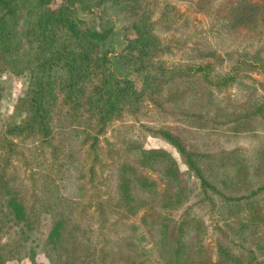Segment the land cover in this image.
Instances as JSON below:
<instances>
[{"label":"trees","instance_id":"16d2710c","mask_svg":"<svg viewBox=\"0 0 264 264\" xmlns=\"http://www.w3.org/2000/svg\"><path fill=\"white\" fill-rule=\"evenodd\" d=\"M81 1L0 0V74L29 76L0 111V264H264V0H120L118 55L180 70L153 82Z\"/></svg>","mask_w":264,"mask_h":264},{"label":"rangeland","instance_id":"374dc122","mask_svg":"<svg viewBox=\"0 0 264 264\" xmlns=\"http://www.w3.org/2000/svg\"><path fill=\"white\" fill-rule=\"evenodd\" d=\"M64 0H55L56 5H61ZM89 5V7H88ZM129 3L120 0H82L77 11L79 17L87 20L92 27L101 31L106 38L103 40L101 47L108 52L114 61V70L120 75H126L138 79L139 81L146 80L153 82L154 79H163L171 75L177 74L180 70L171 69L167 72L150 73L146 78L137 72L131 65L126 63L119 55V49L124 45L123 34L130 33L127 28L130 27L140 17L137 12H132L128 9ZM195 24L197 28H207L208 23L204 17L199 14H194ZM264 42V39L259 41L257 45ZM229 71L225 67H218L215 70H208L205 76V81L208 83H218L222 78L227 76ZM29 76H16L13 73L0 74V85L3 89V100L0 104V111L3 118H9L15 112V104L17 99L24 93ZM110 134V133H109ZM112 134V133H111ZM146 147H162L169 150L179 162L181 170L186 173L188 167L183 162L177 150L166 141L149 137L147 139ZM1 212V210H0ZM7 223H0V236L6 238L5 233L9 229ZM48 229V221L45 223L44 230ZM41 261L46 263L45 256L39 254ZM21 264H31L25 258Z\"/></svg>","mask_w":264,"mask_h":264}]
</instances>
